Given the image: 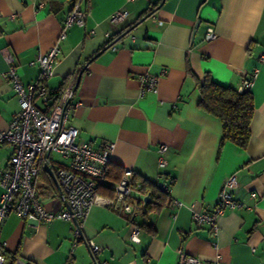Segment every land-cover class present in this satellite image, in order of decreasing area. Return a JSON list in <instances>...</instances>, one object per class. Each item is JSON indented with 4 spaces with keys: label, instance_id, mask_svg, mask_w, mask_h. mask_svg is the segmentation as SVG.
<instances>
[{
    "label": "crops",
    "instance_id": "crops-1",
    "mask_svg": "<svg viewBox=\"0 0 264 264\" xmlns=\"http://www.w3.org/2000/svg\"><path fill=\"white\" fill-rule=\"evenodd\" d=\"M71 3L0 0V132L20 108L2 78L8 69L4 54L11 55L21 82L28 85L40 76L30 62L58 42L46 86L55 94L65 78L86 67L75 81L66 125L77 130L76 142L93 149L114 144L104 187L113 189L130 170L138 183L169 181V192L158 212L144 214L149 190L133 193L138 206L132 215L94 206L83 237L100 246L97 255L84 240L72 250L74 222L35 227L15 213L0 227L3 251L33 264H178V250L202 264L217 255L219 264H264V0H84V25L66 29L58 41ZM118 10L127 16L111 25L108 19ZM208 27L216 37L207 42ZM114 35L116 40L105 46ZM145 75L157 79L155 91L142 90ZM206 76L252 94L245 149L231 143L220 148V121L198 108V81ZM161 145L166 146V164L158 167ZM10 154L8 145L0 146V166L7 165ZM51 159L66 164L58 155ZM44 166L38 193L48 210H57L63 206L61 191ZM230 175L238 183L232 191L236 206L218 217L219 232L213 236L207 226L195 227L191 215L214 211ZM133 224L139 227L138 244L130 241Z\"/></svg>",
    "mask_w": 264,
    "mask_h": 264
},
{
    "label": "built area",
    "instance_id": "built-area-1",
    "mask_svg": "<svg viewBox=\"0 0 264 264\" xmlns=\"http://www.w3.org/2000/svg\"><path fill=\"white\" fill-rule=\"evenodd\" d=\"M83 1L76 0L71 4L58 41L65 38L66 29L74 25L79 27L84 25L86 12L81 9ZM126 16L125 11L118 10L112 13L108 21L111 25H118L125 20ZM88 34L93 35L94 32L90 31ZM215 37L213 27H208L204 40L208 42ZM58 54L57 42L47 53L37 55L36 59L30 62V65L39 67L40 76L34 83L28 85L21 82L13 66L11 55L4 54L8 69L2 73V78L10 84L20 108L7 129L0 132V146L8 145L11 149L7 165L0 166V189L2 190L0 227L10 213H15L21 219L32 222L35 227L55 220L72 221L74 222L73 250L81 240L85 241L84 224L94 206H105L117 213L132 215L138 206L133 193L140 192L141 184L133 183L134 173L124 170L112 189L111 197L100 193L109 173L114 144L106 142L99 149H93L85 142H76L77 130L66 125L71 109L70 99L81 68L76 69L60 98L52 108H49V91L46 82L53 76ZM140 81L142 90L155 91L157 86L155 77L145 75ZM244 88L247 90L250 88V81L244 83ZM165 151V145H161L157 151L158 167L166 164ZM51 155H58L66 161V164L60 165L53 162ZM42 163L52 170L61 191L60 201L63 206L57 210H48L38 193L37 185ZM169 184V181H159L156 186L168 193ZM237 184L234 175L228 176L219 192L214 211L211 213L194 211L191 215L193 225L197 228L207 226L213 236H217L218 217L224 213L225 209L236 206L232 201V191ZM148 196L149 193L146 194V197ZM140 202L141 208H144L145 203L142 200ZM138 234L139 227L133 224L130 234L132 243L140 242ZM85 242L93 255L100 252V246L92 240ZM3 252L0 244V264H10ZM177 256L178 264H202L199 259L186 255L181 250L177 251ZM219 260L220 256L217 255L207 264H219ZM13 264L33 263L14 257Z\"/></svg>",
    "mask_w": 264,
    "mask_h": 264
},
{
    "label": "trees",
    "instance_id": "trees-1",
    "mask_svg": "<svg viewBox=\"0 0 264 264\" xmlns=\"http://www.w3.org/2000/svg\"><path fill=\"white\" fill-rule=\"evenodd\" d=\"M74 1L76 0H72V3ZM117 37L118 35L110 37L105 46L111 45ZM188 71L190 73V70ZM71 78L72 75L65 78L55 94L49 93V108L55 105ZM198 88L201 95L198 108L217 118L221 123L222 136L219 147L221 148L225 143H231L239 148L245 149L250 140V122L254 113V102L250 91L239 92L234 88L219 85L213 82L209 76H206L201 82L198 81ZM120 177L121 175L119 179ZM132 181L136 183L139 180L134 175ZM140 184L141 192H146L148 190L150 192V200L145 205L144 214L158 212L163 207V202L167 193L159 189L156 183L150 185L141 182ZM100 193L111 197L112 189L103 186L100 189ZM3 253L10 264H13L14 256L12 257L6 252Z\"/></svg>",
    "mask_w": 264,
    "mask_h": 264
},
{
    "label": "water",
    "instance_id": "water-1",
    "mask_svg": "<svg viewBox=\"0 0 264 264\" xmlns=\"http://www.w3.org/2000/svg\"><path fill=\"white\" fill-rule=\"evenodd\" d=\"M197 26H198V24H196L195 27H194V33L196 32ZM194 33H193V34H194ZM85 68H86V67H84V68L81 70V72H80V74H79V76H78V79H80V77H81L83 71L85 70ZM44 167H45V169L47 170V172H48L51 176H54L52 170H51L47 165H45ZM144 201L147 202V201H148V198H145Z\"/></svg>",
    "mask_w": 264,
    "mask_h": 264
}]
</instances>
